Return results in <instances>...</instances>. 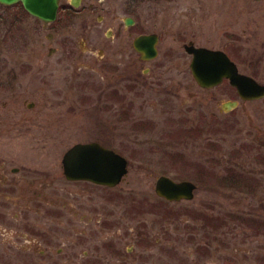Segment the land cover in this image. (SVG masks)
Instances as JSON below:
<instances>
[{"label": "rangeland", "instance_id": "rangeland-1", "mask_svg": "<svg viewBox=\"0 0 264 264\" xmlns=\"http://www.w3.org/2000/svg\"><path fill=\"white\" fill-rule=\"evenodd\" d=\"M127 16L134 19L133 25L124 24ZM141 31L159 35L154 61L159 72L172 66L170 75L189 80L191 57L183 43L192 41L224 50L240 72L264 83V0H81L69 18L61 14L57 21L40 23L35 32L26 30L15 41L39 47L40 89L32 100L44 119L41 129L23 137L38 141L24 144L25 154L60 161L73 143L103 138L98 127L90 126V131L87 125L98 122L96 115L89 118L88 108L93 110L100 88L99 49L118 56L123 74L132 38ZM49 32L54 38L47 36ZM50 46L56 50L49 52ZM120 89L127 90L123 85ZM199 89L195 96L199 109L192 112L189 107L155 111L154 117L148 107L142 117L155 123L152 130L132 133L121 125L117 132L108 115L98 117L111 124L104 139L128 158L129 169L111 189L87 186L84 215L80 211L75 216L70 205L61 204L67 194L57 196V204L41 203L46 209L40 215L30 209L38 203L37 196L32 205L24 201L26 195L15 198L16 206L13 198L7 206L0 201V222H7L8 228L0 232V264H264V97L240 100L227 81L215 90ZM69 92L74 100L90 101L89 107L67 105ZM230 98L239 104L230 112H219L220 103ZM128 105L121 103V109ZM204 107L215 114L214 129L201 126L204 132L198 136H184L182 128L204 125L197 118ZM57 111H71L62 115L63 128L58 130L50 120ZM126 119L119 123H130V114ZM155 146H162L161 151ZM161 173L195 182L193 198L172 202L157 196L155 181ZM58 182L63 184V178ZM22 213L24 219L41 221L46 229L42 242L32 232L23 233L27 222L20 220ZM98 216L116 221L118 229L95 231ZM72 225L77 230H70ZM83 229L92 237L81 241L76 231ZM135 231L138 239L130 234ZM105 239L121 252L115 254L109 244H102Z\"/></svg>", "mask_w": 264, "mask_h": 264}, {"label": "flooded vegetation", "instance_id": "flooded-vegetation-1", "mask_svg": "<svg viewBox=\"0 0 264 264\" xmlns=\"http://www.w3.org/2000/svg\"><path fill=\"white\" fill-rule=\"evenodd\" d=\"M90 8H93V5H91ZM72 9L70 1L64 4L61 3L60 0L54 22L57 21L61 14L69 18ZM40 23L47 24L42 22L39 17L28 12L21 0L12 2L0 0V201L3 202L4 200L6 203H3V205L7 206L9 204L8 200L13 198L14 203L11 204L16 206L18 204L15 202V198L18 200L21 198L20 196L26 195L27 197L24 201L27 200L32 205L34 196H37L38 203H33V208L31 207L30 209L40 215L41 212L45 214L44 211L46 209L42 210L41 203L50 205V202L54 201L57 204L59 200L57 196L62 197L64 194H67L65 200H63L61 204L65 206L67 204L70 205V209L73 208L75 216H77L80 211H82V215H84V213H87L85 209L88 208L86 207L83 209L82 207L84 204H87V199L83 200L82 198L87 194V186L91 185L95 186L96 190H103L111 189L116 185L107 186L88 179L68 178L63 171V156L60 161L57 159L44 160V158L42 159L39 156L24 153V144L33 146L38 143V141L37 139L25 140L23 137L27 132L30 134L31 131L41 129V121L44 119V113L41 109L36 107L37 101L32 100L40 89L38 85V82L41 80L40 60L38 56L39 47L37 43L30 45V43L25 44L15 41H19V37L17 36L23 35L26 30L31 33L35 32L39 29ZM150 33L153 34L155 32L141 31L132 38L131 48L128 51L130 55L127 56L129 58L126 66L127 72L124 71L125 73L123 74L121 72L120 61L117 58L118 56L115 53H110L109 49L105 47L99 49V72L101 73L100 88L96 102H94L92 106L93 110L88 108L91 111L89 113V118L96 115L98 122H90L87 125L90 131L92 130L91 128L95 129L98 127L99 131L103 132L101 133L103 138L77 141L71 145L96 142L102 147L109 148L113 152L124 156L126 159L127 171L120 182L124 180L128 173L129 160L125 155L121 154L119 148H115L113 143H107L104 139L108 138V136L105 135V131L107 127L111 125L110 123H103L104 120L102 118H104V116L106 117L108 115L110 119L114 120L111 126H113L114 130L116 129L117 132H120L118 128L122 125L125 126V128L126 126L129 127L132 133H136L137 131H147L155 128L154 122L147 117H142V114L147 111L148 107H151L153 116L155 111L158 114L159 111H169L188 107V112H192L195 109H199L200 102L198 99H195V96L199 93V88L215 90L225 81H227L230 88H233L237 93L236 88L230 84L228 78H223L221 82L214 85L203 86L192 74L189 80H184L182 76L175 78L170 75L168 72L172 71V66L164 67L163 70L159 72V70H157L159 66L154 62L159 55L158 44L156 45V57L150 59L142 58V54L138 52L133 44V40L136 36ZM47 36L49 38H54L53 34L50 32ZM157 36L159 41V35L157 34ZM9 39L14 40L15 43H10ZM115 46L116 45H114V47ZM52 50L55 51L56 48L50 46L49 52ZM186 53L192 58V54ZM32 54L35 56L34 59L29 57ZM19 55L21 60L17 59ZM121 85L126 87L127 90H121ZM123 94L129 96V99L125 100L124 98L128 97L123 96ZM186 97L189 98L187 102L184 100ZM65 99L67 105L69 104V106L73 107L74 102L85 106H87V102H90H82V98H76L74 100L72 94L69 97L66 96ZM231 100H234V98L226 99L223 102ZM223 102L219 105V112H230L234 109L232 108L225 111L222 107ZM121 103H128L130 105H128V110L125 109L124 106L122 110ZM205 108L206 107L203 109V115L200 116L199 112L197 113V118H199L204 125H198L196 129L182 128L183 130L181 133H183L184 136H198L200 131H202V133L204 132V130L200 128L201 126H204L206 131H212L214 129L213 123H215V114L210 110H205ZM66 113H71V111L62 113L61 111H57L54 116L51 117V123L56 127V130L63 128L62 123L64 120L62 119L64 116L62 115ZM129 114L130 123H119V119L127 120L126 118H128ZM98 117L102 118L99 119ZM181 122L182 119L178 121V124ZM44 128L46 129V127ZM154 148L157 151H161L162 146H155ZM162 174L165 173L159 175ZM61 178L64 180L63 184L58 182L61 181ZM75 195H78L80 199H76ZM69 197H71L70 200ZM0 206H2V204ZM47 210L49 213L52 211L48 209V207ZM15 214H17V216L19 215L18 213ZM23 214L24 213L21 215V219L20 216L18 217V219L27 222L23 233L32 232L31 236H34L36 240L42 242L40 239H42V234L44 232L46 233V229L42 226L41 221L39 222L37 220V222H35L30 219H24ZM126 214H131L130 208H128ZM90 222L91 220L88 219L87 223ZM0 223L4 224L0 226V232L8 229L5 227L7 222L1 221ZM93 225L97 232L105 228L113 232L118 229L116 221L106 220L103 216H98V218L94 220ZM69 229L73 231L77 230L74 225L69 226ZM131 230L130 228V231ZM130 234L133 235L134 238L136 237L135 239L140 237L137 231L134 233L130 232ZM27 235L29 236V234ZM76 235H80L81 241L86 240L87 237H92V233L86 229L80 232L76 231ZM102 239H104V237ZM106 240L107 239H105V241L102 240L101 243L109 244L111 248L115 249V254L121 252L113 242H108ZM101 243L98 248L101 247ZM44 251H46V249L42 250V252ZM84 255H87V252H85Z\"/></svg>", "mask_w": 264, "mask_h": 264}, {"label": "water", "instance_id": "water-1", "mask_svg": "<svg viewBox=\"0 0 264 264\" xmlns=\"http://www.w3.org/2000/svg\"><path fill=\"white\" fill-rule=\"evenodd\" d=\"M21 1L30 13L44 22H50L56 17L59 0ZM71 3L78 6L80 0H71ZM124 22L125 25L133 24L130 17H125ZM133 44L142 54V58H154L157 54V38L154 34L138 35L134 38ZM185 49L193 55L190 63L191 71L201 85H214L223 77H227L242 98L258 99L264 96V84L239 72L235 62L224 51L204 46L196 47L192 42L186 44ZM236 105L237 101L232 100L224 102L222 107L229 110ZM63 164L65 174L70 178L90 179L108 185L116 184L126 172L124 157L96 142L74 145L64 153ZM195 188L196 185L189 180L175 181L165 175L159 176L155 183L156 193L168 200L192 199Z\"/></svg>", "mask_w": 264, "mask_h": 264}]
</instances>
